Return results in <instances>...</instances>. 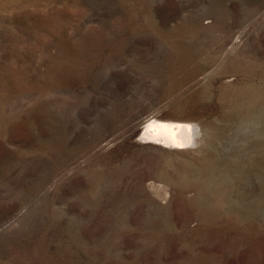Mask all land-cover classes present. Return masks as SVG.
Returning <instances> with one entry per match:
<instances>
[{
  "label": "rangeland",
  "instance_id": "374dc122",
  "mask_svg": "<svg viewBox=\"0 0 264 264\" xmlns=\"http://www.w3.org/2000/svg\"><path fill=\"white\" fill-rule=\"evenodd\" d=\"M0 264H264V0H0Z\"/></svg>",
  "mask_w": 264,
  "mask_h": 264
},
{
  "label": "bare ground",
  "instance_id": "6f19581e",
  "mask_svg": "<svg viewBox=\"0 0 264 264\" xmlns=\"http://www.w3.org/2000/svg\"><path fill=\"white\" fill-rule=\"evenodd\" d=\"M152 122H155V125L157 126L156 130L146 134L145 127ZM190 124L187 121L163 120L152 116L147 118L140 127L139 140L156 143L163 147H180L179 145L181 144L188 145L189 138H191L192 141L197 135L194 131V134L196 133V135L193 137V131ZM160 125H163L164 127H158ZM189 127L191 128V131H189Z\"/></svg>",
  "mask_w": 264,
  "mask_h": 264
},
{
  "label": "snow or ice",
  "instance_id": "6c2138e0",
  "mask_svg": "<svg viewBox=\"0 0 264 264\" xmlns=\"http://www.w3.org/2000/svg\"><path fill=\"white\" fill-rule=\"evenodd\" d=\"M156 125H155V122H152V123H150L149 125H147L146 127H145V133L147 134V133H149V132H154L155 130H156ZM158 127H164L163 125H160V126H158ZM189 131H191V128L189 127ZM191 144V138H189V145ZM180 147H184L185 145H183V144H181V145H179Z\"/></svg>",
  "mask_w": 264,
  "mask_h": 264
}]
</instances>
